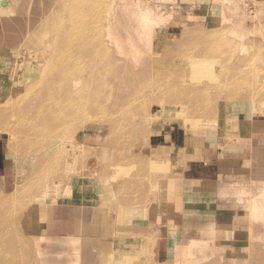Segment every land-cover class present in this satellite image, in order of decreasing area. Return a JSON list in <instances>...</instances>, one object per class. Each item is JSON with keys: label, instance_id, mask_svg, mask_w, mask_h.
<instances>
[{"label": "rangeland", "instance_id": "1", "mask_svg": "<svg viewBox=\"0 0 264 264\" xmlns=\"http://www.w3.org/2000/svg\"><path fill=\"white\" fill-rule=\"evenodd\" d=\"M7 1L9 13L0 9V154L6 159V176L0 175V264H264V208L256 205L264 198V114L256 115L264 108L257 107L264 101V0L234 2L249 32L242 48L239 42L230 47L237 51L230 60H244L240 69L228 67L231 73L201 55L208 45L236 38L229 34L230 23L222 26L226 38L209 37L216 30L207 27L215 19L209 13L214 0H137L151 3L163 29L155 47L128 58L134 76L120 75L116 88L125 89L108 110L114 116L126 111L115 117L120 128L109 135L101 113L93 111L61 126L53 145L49 140L56 136L44 129L45 119L30 132L28 121L12 128L33 114L24 97L27 83L38 75L31 49L40 50L44 38L50 45L67 37L65 21L87 20L82 17L90 14L88 8L96 7L98 14V7L112 4L118 11L136 0H45L42 16L23 34L10 23L21 6L29 9L30 0ZM58 20H64L61 32L55 29ZM83 28L76 23V30ZM218 52L226 58L228 49ZM213 75L219 84L211 86L207 80ZM196 85L206 90L192 96ZM62 141L82 145L69 159L62 153L55 161ZM39 147L31 158L28 152ZM39 161L48 163L45 170ZM184 176H214L219 184L197 188L201 183ZM193 228L207 243H193V258L169 254L174 236L192 237ZM258 236L263 238L250 240Z\"/></svg>", "mask_w": 264, "mask_h": 264}, {"label": "bare ground", "instance_id": "2", "mask_svg": "<svg viewBox=\"0 0 264 264\" xmlns=\"http://www.w3.org/2000/svg\"><path fill=\"white\" fill-rule=\"evenodd\" d=\"M44 1L45 0H30V3H28L29 6L28 10L25 9L23 6H21L20 15L14 18L13 22L10 23L12 26V31L17 30V32L23 34L24 32L27 31L28 28L35 25L37 20L42 16L40 10H43ZM200 1H206V0H200ZM224 1L227 3H225ZM124 2H122L123 6H124ZM234 2L237 1L214 0V3L210 4L209 13L214 15L213 17H215V19L208 20L207 23L208 28H215L216 30L218 29L217 32L216 30L215 32H213L214 35L212 33L209 34V37H211V39L216 38L215 34H219L221 36L219 38L222 39L226 38L227 32L225 31V29L222 28V26L224 25V23L226 24L230 23V26H228V28H230V32L229 31L228 32L229 34H234V36L236 37V38L234 37L235 38L234 41L232 40L230 43L225 41V43L222 45L211 44L204 48L205 49L204 52L203 50L201 51V55L212 56V59L220 64V67H223L224 66L223 64H225L227 66L225 70L229 71L230 73L234 69L229 70L228 67L232 66L235 69H240L239 66L244 61L239 57L238 59L234 58L233 60H230L232 58L233 53H237L236 50H233L232 52L230 47L236 46L239 42L238 49L242 48L245 44L243 42L245 39L244 37L247 35V32H249L248 29L243 26L245 15L243 13H240L238 4ZM0 6H1L0 9L3 10V12L6 13L7 15L9 13L8 1L0 0ZM111 6L112 4L106 6V9H102V7L101 8L98 7L99 10L98 14H96V7H93L92 11L90 10V8H88L90 14L87 11H84V15L82 17V18H88L87 20H83V19H81V21L75 20L74 22L71 23H67L66 22L67 20L65 21L67 37L64 36L62 39L58 37L56 42L54 43V40H52L50 45L47 43V39L44 38L42 40L40 50H38L36 46H34V51H32L31 49L30 52L32 58L31 63L33 66H36L35 68L38 75L35 76L33 80L27 83V89L24 93V97L29 102L32 103L30 111L33 114L30 116L29 119L22 117L16 120L14 124H12V128H20L28 121L30 122V125L28 126V131L30 132L32 131V128L36 127L37 124H40V122L42 123V120L45 119L47 121V124L44 129L50 128L56 136L53 139L51 138V140H49L52 142V143L50 142L51 145H53V141L55 139H58V132L60 131L61 126H63L66 123L69 124L70 122H73V120H78L79 118H82V116L85 117L86 119L87 118L86 115L90 114L93 111H98L101 113V117L103 121L105 122V124H107L109 128V135H113V133H115V131H117L120 128V124L115 123L116 122L115 117L116 116L119 117V115L121 116V114L126 111L123 110L121 111L120 114L116 116L112 115L113 113L108 112V110L111 109V105L112 104L114 105L116 101V96H118V94L125 89L122 86H120L119 89L116 88L117 84L120 83L119 82L121 79L120 75H126L127 77L133 75L132 73H130V68L133 66V61L131 58L130 59L128 58L130 57L131 54L132 56L133 55L139 56V54H143L146 51L148 52L149 49L155 47L157 43V38H159L158 34H160L159 31L160 27L163 25L159 20H157L158 18L156 19L153 18L155 16V12L152 11L151 3H146L145 5H141L140 2L138 3L136 0L135 4H133L132 6L126 5V7H122L118 9V11H116L117 8L115 9ZM49 19L50 17H48L46 20ZM78 22L83 23L84 25L82 31H80L79 29L76 30V23ZM63 27H64V20H58L55 29H57L58 32H61L63 30ZM45 28H46L45 24L39 25V33L44 34ZM161 29H163V27H161ZM234 31L237 32L235 33ZM225 46L228 49V54L226 58L221 56L219 57L218 50L219 49L221 50ZM140 57H142V55H140ZM138 59H135L134 62L136 63V60ZM31 70H34V67H32ZM242 70H245V67H243ZM156 73L159 72L156 71ZM222 74L224 75V73ZM239 78L240 77L238 75L233 79H239ZM216 80L217 77L213 75L212 79L207 81L211 83V86H214L213 83L216 82ZM203 87L204 86L196 85L195 87H193L195 92L190 91V93H193L190 95L195 96L198 93H203L206 90V88ZM176 94L177 92L174 93V95H172L171 98L177 97ZM132 102L134 104L135 99H133ZM145 102L146 100L143 102V106ZM263 104L264 101H261L259 102L257 107H261ZM23 107L24 106H21L20 109H23ZM24 111L25 113H27V109H24ZM159 111L155 112V114H153L152 116L154 115L157 116ZM259 114L260 115L264 114V108L263 110L259 108L256 111V115ZM39 115H41L43 118H41ZM136 116L138 118L141 117L140 118L141 121L144 122L147 119V117L143 118L144 114L141 113L139 110H137ZM31 120L34 121L33 124H31L32 123ZM79 137L82 136L79 135ZM261 137L263 136L261 135ZM73 139L75 140V138ZM64 141H62L60 144L61 146L58 147L57 150H55L56 156L55 158L53 157L55 161L60 157L62 153L67 156V159H69L68 154L70 155L71 153H74L75 150L79 149L80 145H82L80 143L75 144L74 141H71V144L69 143L66 144L64 143ZM106 142H108L107 139H105V143ZM15 144L19 145L20 141L17 140ZM40 149L41 148L39 147L34 149V151L33 150L29 151L28 153H34L31 155V158L36 157L37 155L36 152H38ZM82 160L83 159H81V161ZM40 163L41 162L39 161V164ZM47 164L48 163H46V161L41 163L40 165L41 171L46 169ZM64 177L66 178L67 176L65 175ZM38 180H40V175L36 174L35 177L33 178V181L38 182ZM115 186L118 187L117 184H115ZM256 205H258L260 208H264V198L261 201H259ZM257 214H259L258 216L260 218L263 217V215H261L262 212L261 214L260 212H258ZM7 229L9 230V227ZM256 229L257 228L254 227L251 231H254ZM0 231L2 230L0 229ZM190 231H192L191 232L192 237L182 236V235H181L182 237L180 235L174 236L177 243L169 247L170 248L169 254L173 253L178 256L180 255L179 257L183 256L185 258H193L194 254L197 252L196 249H194L195 246L193 243H197L196 241L207 243L205 241L208 240V237L204 233L194 231V228L191 229ZM0 234L2 233L0 232ZM256 238H263V236L252 237L250 240H258ZM11 248H15V247H12L11 245ZM17 254L19 255V253ZM4 256L5 258H7V255ZM1 258L5 259L2 256ZM46 258L49 259L48 256H46Z\"/></svg>", "mask_w": 264, "mask_h": 264}, {"label": "crops", "instance_id": "3", "mask_svg": "<svg viewBox=\"0 0 264 264\" xmlns=\"http://www.w3.org/2000/svg\"><path fill=\"white\" fill-rule=\"evenodd\" d=\"M5 160H6L5 157L3 155L1 156V154H0V175L1 174H4L6 176L5 170H4L6 168V161ZM198 162H201V160L198 161ZM203 164L205 165V163H203ZM238 164H239V161H238ZM223 166H224V164H223ZM224 167H225L224 171L226 170V174L227 175L228 174H231V173H229L230 166L229 165H225ZM237 173L238 174H234V175H236V178H239L240 179V177H238V175H241L242 172L241 173L237 172ZM255 174H256V172H255ZM184 177L189 178V181H191L192 183L193 182H197V181L199 183H201V184H197V188L205 187V188H212V189H214L219 184L217 179L214 180V178H213L214 176H211V177H208V176L203 177V176H201L200 179H199V177L197 178V177H194V176H189V177L188 176H184ZM200 185H203V186H200ZM161 252H162V249L159 248L158 249V252H157V255L160 256L161 255L160 254Z\"/></svg>", "mask_w": 264, "mask_h": 264}]
</instances>
